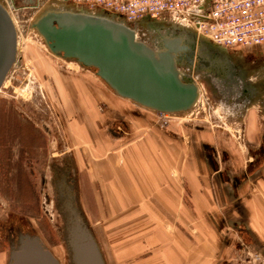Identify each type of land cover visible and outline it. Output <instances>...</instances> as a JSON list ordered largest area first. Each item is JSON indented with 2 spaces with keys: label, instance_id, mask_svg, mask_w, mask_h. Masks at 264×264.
Wrapping results in <instances>:
<instances>
[{
  "label": "rangeland",
  "instance_id": "1",
  "mask_svg": "<svg viewBox=\"0 0 264 264\" xmlns=\"http://www.w3.org/2000/svg\"><path fill=\"white\" fill-rule=\"evenodd\" d=\"M1 1L7 5L17 30V61L0 89V240L5 241L11 228L14 241L18 232L36 234L54 252L60 264H74L65 228L68 205H72L93 231L106 264H158V251L152 248L132 252L122 260L116 258L112 239L120 248H123L121 242L126 243L120 236L124 230L121 225L125 224L119 218L122 211L111 214L109 205L95 204L92 197L93 193L97 196L99 190L94 164L115 159L113 153L119 155L122 148L130 147L138 139L144 140V134L158 131L176 137L175 148L182 153L177 166H181L190 153L192 159L199 156L207 169L202 178L215 184V193L219 196L218 201L214 195L218 214H211L208 239L214 229L218 230L219 241L222 240L223 246H230L229 264H264L263 246L250 244L232 234V190L219 183L224 177L205 165V159L211 156L223 169L222 176L250 174L252 179L264 165V51L253 47L235 48L231 49L227 60L202 37V46L213 50L219 66L212 63V67L206 69L205 62L200 60L198 65L182 63L185 75L201 88L199 102L189 112L168 113L169 124L162 127L157 111L146 110L148 108L121 97L93 69L52 53L33 27L37 18L48 10L79 9L60 0ZM99 13L115 17L104 10ZM178 29L186 41L196 36L191 30L150 18L136 28L140 39L155 49L162 36L177 35ZM23 126L39 133L33 135L35 139L47 142L44 145L46 157L35 164L28 163V169L22 172L27 181L26 199L20 197L17 173L13 177L15 170L10 169V158L17 155L20 142L29 141L16 134L24 131ZM86 131L92 140H83ZM98 132H105V141ZM121 136L126 139H119ZM119 159L120 156L117 160L120 163ZM54 165L59 166L57 176L52 169ZM29 170L34 172L32 180L36 188L28 182ZM180 185L178 190H184V183L180 181ZM100 206L107 208L105 216ZM167 217L170 218L165 222L167 229L174 225L183 231L199 227L197 220L184 221L179 213L176 219L173 214ZM190 239L196 243L194 236L190 235ZM157 248L159 246L154 250ZM10 251L7 242L0 245V264H8Z\"/></svg>",
  "mask_w": 264,
  "mask_h": 264
},
{
  "label": "crops",
  "instance_id": "2",
  "mask_svg": "<svg viewBox=\"0 0 264 264\" xmlns=\"http://www.w3.org/2000/svg\"><path fill=\"white\" fill-rule=\"evenodd\" d=\"M201 40L198 35L190 39L194 48L193 65H198L200 59L205 62L206 69H210L212 63L219 66V59L214 56L213 50L203 47ZM212 45L220 51V55L230 59L231 50ZM222 60L220 61L223 63ZM93 113L95 114L94 111ZM100 135L105 141V132ZM144 136V140L138 139L130 147L122 148L119 155L113 153L115 159H105L103 163L94 164L99 190L97 196L93 193V203L109 205L111 214L122 211L119 218L125 222L121 225L124 230L120 235L121 241L126 240V243L121 242L123 248L118 247L117 241L112 239L116 247V258L122 260L132 252L140 253L152 248L153 251H158V264H229L230 246H223L222 240L219 241L221 235L218 230L211 228L214 230L210 235L211 239H208L207 231L211 226L209 221L212 219L211 214H218L215 200L218 198L219 201V196L215 193V184L208 178H202L203 172L207 171L202 164L203 160L201 162L199 156L192 159L190 153L182 165L177 166L182 153L175 148L177 143L173 134H161L157 131ZM121 138L125 137L121 136L119 139ZM83 140H92L87 131L84 132ZM119 156L120 163L117 162ZM210 157L205 159V165L207 163L216 175L224 177L219 183L230 186L232 190V234H237L238 238H243L250 244L264 247V165L253 179L250 174L229 175L226 178L222 176L223 169ZM100 171L102 172L99 173ZM180 181L184 183V190L179 191ZM101 206L105 216L107 208ZM177 213L184 221L197 220L199 227L183 231L174 225L167 229L165 222L170 221L167 215L173 214L176 219ZM202 229L205 232L201 233ZM190 235L194 236L195 244ZM165 245H168L167 248H163ZM103 258L105 260L104 255Z\"/></svg>",
  "mask_w": 264,
  "mask_h": 264
},
{
  "label": "water",
  "instance_id": "3",
  "mask_svg": "<svg viewBox=\"0 0 264 264\" xmlns=\"http://www.w3.org/2000/svg\"><path fill=\"white\" fill-rule=\"evenodd\" d=\"M33 27L52 53L93 69L123 98L160 112L188 111L199 99V86L179 69L182 63L195 62L193 45L180 29L177 35L162 36L157 50L137 40L135 30L124 22L86 11L51 9ZM16 61L17 30L0 2V89ZM65 228L74 264H105L93 231L72 205H68ZM8 264L60 262L39 235L20 233Z\"/></svg>",
  "mask_w": 264,
  "mask_h": 264
},
{
  "label": "built area",
  "instance_id": "4",
  "mask_svg": "<svg viewBox=\"0 0 264 264\" xmlns=\"http://www.w3.org/2000/svg\"><path fill=\"white\" fill-rule=\"evenodd\" d=\"M66 3L93 13L104 10L132 27L147 18L178 24L227 50L256 45L264 49V0H67ZM157 113L160 125L167 126L169 114Z\"/></svg>",
  "mask_w": 264,
  "mask_h": 264
},
{
  "label": "flooded vegetation",
  "instance_id": "5",
  "mask_svg": "<svg viewBox=\"0 0 264 264\" xmlns=\"http://www.w3.org/2000/svg\"><path fill=\"white\" fill-rule=\"evenodd\" d=\"M34 134L35 135L36 134L39 135V133H34ZM46 143L47 142L44 139L41 140V138L40 139H38V138L37 139H29V141H27L26 144H23V142L22 143L20 142L21 148H17L18 149L17 155H15L14 157L10 158V161L12 162V164L10 165V167H11L10 169L13 168L15 170V173L13 174V177L17 173L16 179L18 180L19 183H24L25 184L27 182L23 178L24 176H23L22 172L26 171L28 163L29 164L30 163L31 164H35L36 161H41L44 157H46L47 147H44V145ZM25 161L27 163H25ZM58 167H59L58 165H54L52 167L53 171L55 172V176L58 175L57 174ZM31 168H32V166H31ZM33 173H34L33 171H30V176H29L30 178L28 179V182L30 181V185H32L33 187L36 188L35 183L32 180ZM10 175H12V174H10ZM34 193L36 194L37 192L34 190ZM30 209H31V207H30ZM32 209H35V208H32ZM67 215H68V213L66 214V217H67ZM66 217H65V219H66ZM12 231H13L12 228L8 229V234L9 235L6 234V239L7 240L5 239V241H3V239H1L0 240V245L4 244L5 242H7L10 245V249H12V247L16 244V242L18 240V237H19V234H20V232H18L17 239H15V241H14L15 236L11 233ZM10 252H9V257H10Z\"/></svg>",
  "mask_w": 264,
  "mask_h": 264
},
{
  "label": "bare ground",
  "instance_id": "6",
  "mask_svg": "<svg viewBox=\"0 0 264 264\" xmlns=\"http://www.w3.org/2000/svg\"><path fill=\"white\" fill-rule=\"evenodd\" d=\"M60 1H62V0H60ZM65 3H66V1L67 0H63ZM62 1V2H63ZM0 2L3 4V2L0 0ZM69 4V3H68ZM4 6H5V8L7 9V5H5V4H3ZM73 7V6H72ZM60 10V9H59ZM68 10H70V9H68ZM72 10V9H71ZM72 11H81V10H72ZM83 11H86V10H83ZM86 12H88V11H86ZM88 13H91V14H98V12H88ZM100 14V13H99ZM11 15V14H10ZM12 17V16H11ZM13 19V18H12ZM119 21V20H118ZM14 22V21H13ZM15 24V23H14ZM126 24V23H125ZM126 25H128V24H126ZM173 25H176V26H179L178 24H173ZM129 26V25H128ZM129 27H131L132 29H134L135 30V33H136V38H137V40H139V41H144V40H142V39H140V37H139V35H138V33H137V30H136V28L137 27H132V26H129ZM179 27H181V28H183V29H188V28H186V27H182V26H179ZM194 32V31H193ZM39 33V32H38ZM195 34L196 35H198V36H200V38H202V35L201 34H199L198 32H195ZM146 42V41H145ZM149 44V43H148ZM214 44V43H213ZM216 45V44H215ZM253 48H256V49H259V50H261V51H264V49L262 48V47H260L259 45H256V46H252ZM251 47V48H252ZM157 48V50H159L161 47L160 46H158V47H156ZM239 48H244V47H239ZM238 49V48H237ZM57 56H59V55H57ZM59 57H61V56H59ZM73 61H75V60H73ZM77 62V61H76ZM78 63V62H77ZM80 64V63H79ZM81 65V64H80ZM81 66H83V65H81ZM180 67H179V69H180V71H182L183 72V68L181 67V65H179ZM84 67V66H83ZM90 69V68H89ZM197 85H198V83H197ZM199 86V85H198ZM200 95H201V88H200ZM199 98H200V96H199ZM199 102V99H198V101H197V103ZM136 103V102H135ZM196 103V104H197ZM138 104V103H137ZM196 104H195V106H196ZM138 105H140V104H138ZM140 106H142V107H145V106H143V105H140ZM194 106V107H195ZM193 107V108H194ZM145 108H148V107H145ZM192 108V109H193ZM148 109H150V108H148ZM192 109H190V110H192ZM151 110H154V109H151ZM190 110H188V111H182V112H166V113H170V114H173V113H185V112H189ZM154 111H156V110H154ZM105 261V260H104Z\"/></svg>",
  "mask_w": 264,
  "mask_h": 264
},
{
  "label": "trees",
  "instance_id": "7",
  "mask_svg": "<svg viewBox=\"0 0 264 264\" xmlns=\"http://www.w3.org/2000/svg\"><path fill=\"white\" fill-rule=\"evenodd\" d=\"M24 125H26V124H24ZM23 129H24V131H21L19 133L16 132V134L18 136L20 135L21 137H24L25 139H27V138L28 139H35L34 136H33L34 133H35L34 131L28 130V128H26V126H23ZM19 186H20L19 187V192H21V194H22V195H20V197H23L24 199H26L28 197V192H27V189L25 188L26 187L25 184L24 183H20Z\"/></svg>",
  "mask_w": 264,
  "mask_h": 264
}]
</instances>
